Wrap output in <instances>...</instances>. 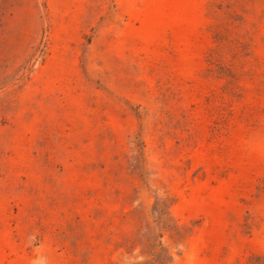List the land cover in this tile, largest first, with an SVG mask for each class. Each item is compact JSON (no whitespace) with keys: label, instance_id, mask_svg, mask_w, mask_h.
Here are the masks:
<instances>
[{"label":"rangeland","instance_id":"rangeland-1","mask_svg":"<svg viewBox=\"0 0 264 264\" xmlns=\"http://www.w3.org/2000/svg\"><path fill=\"white\" fill-rule=\"evenodd\" d=\"M0 264H264V0H0Z\"/></svg>","mask_w":264,"mask_h":264}]
</instances>
